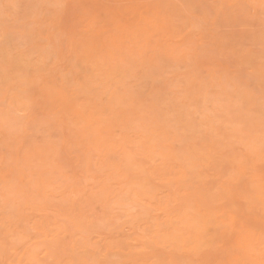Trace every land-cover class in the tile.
I'll use <instances>...</instances> for the list:
<instances>
[{"label": "rangeland", "instance_id": "374dc122", "mask_svg": "<svg viewBox=\"0 0 264 264\" xmlns=\"http://www.w3.org/2000/svg\"><path fill=\"white\" fill-rule=\"evenodd\" d=\"M262 67V0H0V264H261Z\"/></svg>", "mask_w": 264, "mask_h": 264}, {"label": "snow or ice", "instance_id": "6c2138e0", "mask_svg": "<svg viewBox=\"0 0 264 264\" xmlns=\"http://www.w3.org/2000/svg\"><path fill=\"white\" fill-rule=\"evenodd\" d=\"M262 4H264V0H262ZM69 26H71V21H68ZM262 71H264V67H262ZM262 125H264V104H262ZM262 150H264V131H262ZM261 253L264 255V232H262V238H261ZM261 264H264V261L261 262Z\"/></svg>", "mask_w": 264, "mask_h": 264}, {"label": "bare ground", "instance_id": "6f19581e", "mask_svg": "<svg viewBox=\"0 0 264 264\" xmlns=\"http://www.w3.org/2000/svg\"><path fill=\"white\" fill-rule=\"evenodd\" d=\"M172 152H173V151H172ZM253 183H254V182H253ZM254 184H255V183H254ZM252 185H253V184H252ZM254 194H255V193H254ZM258 194H259V193H258ZM198 195H199V194H198ZM260 195H261V194H260ZM263 197H264V195H263ZM209 202H210V201H209ZM206 204H207V203H206ZM210 204H211V203H209L208 207L210 206ZM204 206H205V205H204ZM198 207H199V206H198ZM208 207L206 206L205 208L208 209ZM210 207H211V206H210ZM205 208H204V209H205ZM212 209H213V207H212ZM192 211H193V210H192ZM195 212H196V210H195ZM191 214H192V213H191ZM198 215H199V214H198ZM199 218H200V217H199ZM210 221H212V219H211ZM172 222H173V221H172ZM200 224H201V223H200ZM208 224H209V223H208ZM208 224H207V225H208ZM136 228H137V227H136ZM214 228H215V227H214ZM161 232H162V231H161ZM147 238H148V237H147ZM189 239H190V238H189ZM145 242H146V241H145ZM175 243H177V242H175ZM206 243H207V242H206ZM204 244H205V243H203V245H204ZM168 245H169V244H168ZM173 246H174V245H173ZM180 248H181V247H180Z\"/></svg>", "mask_w": 264, "mask_h": 264}]
</instances>
